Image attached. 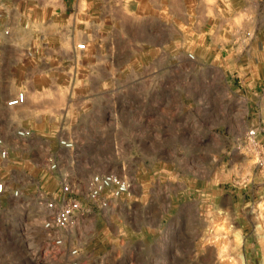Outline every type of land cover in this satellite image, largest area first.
<instances>
[{
    "label": "rangeland",
    "instance_id": "obj_1",
    "mask_svg": "<svg viewBox=\"0 0 264 264\" xmlns=\"http://www.w3.org/2000/svg\"><path fill=\"white\" fill-rule=\"evenodd\" d=\"M26 3L0 0V264H67L70 245L80 264H264V173L243 142L264 110V0H50L47 22ZM108 173L128 197L53 245L44 201Z\"/></svg>",
    "mask_w": 264,
    "mask_h": 264
},
{
    "label": "built area",
    "instance_id": "obj_2",
    "mask_svg": "<svg viewBox=\"0 0 264 264\" xmlns=\"http://www.w3.org/2000/svg\"><path fill=\"white\" fill-rule=\"evenodd\" d=\"M74 49L77 52H85L86 41L75 44ZM25 102L26 95L20 92L6 101V107L18 108ZM14 134L18 139H27L32 137L33 132L27 128H21ZM243 142L249 148L254 171L264 173V110L256 115L255 121L246 130ZM57 144L60 148H73V143L64 139H58ZM8 155L7 149L0 140V158L6 160ZM58 167L57 162L50 161L48 169L53 172ZM130 190L131 185L126 178L112 173L93 174L83 189L74 183L61 182L56 196L47 198L43 205L49 216V220L42 224L44 230L48 232V240L57 247L65 246L66 241L56 234L75 231L84 217L90 216L95 210H107L112 202L122 201L128 197ZM5 192L4 182L0 181V195H4ZM12 194L17 196L19 191L15 190ZM66 252L68 254L67 264H80L78 247L70 245Z\"/></svg>",
    "mask_w": 264,
    "mask_h": 264
},
{
    "label": "crops",
    "instance_id": "obj_3",
    "mask_svg": "<svg viewBox=\"0 0 264 264\" xmlns=\"http://www.w3.org/2000/svg\"><path fill=\"white\" fill-rule=\"evenodd\" d=\"M50 0H27V10H26V12H27V16L28 17H31V14H32V16H35V18L37 17V18H43V20H45L46 22L47 21H50V20H53L54 19V21H56L57 20V18H59L58 16H55L54 18L50 15V16H47L48 15V13H52V11H51V9L49 8V7H47L46 8V5L45 4H47V5H49L47 2H49ZM74 2H76V0H74ZM45 3V4H44ZM43 6H42V5ZM36 6V7H35ZM93 6H89V9H88V12H90V11H92L91 13H95V11H93ZM72 9V12L74 13V12H76V9H74V7H72L71 8ZM46 12V13H45ZM45 13V17H43V14ZM167 13H169V15L170 16H172V13L168 10V8H167ZM5 14V15H4ZM70 15H72V14H70ZM69 15V16H70ZM100 15V14H99ZM34 18V19H35ZM8 19V13L7 12H5L4 11V9H2L1 7H0V30L2 31L3 30V28H4V24L6 23V22H4L3 23V20H7ZM27 19V18H26ZM61 20V17H60V19H59V21ZM106 21V19L105 18H103V19H97V20H95L94 22H93V24L94 25H98V23L99 24H102V25H105L104 24V22ZM96 22H98V23H96ZM15 28V27H14ZM23 29L22 30H24V28H25V26L24 27H22ZM70 28H72V27H70ZM48 30V29H47ZM61 30H64V29H59L58 28V32L59 31H61ZM67 32H68V30H67ZM51 33H53V34H56V30L54 31V32H51ZM14 34L16 35L17 33L16 32H14ZM47 34H49V32H47ZM70 34H71V32H70ZM200 34H203L202 32H200V31H198L197 32V35L198 36H200ZM104 36H106V33H105V31L103 30V28H93L91 31H90V33H88V35H86V44H87V49H86V51L88 50V48H89V46L88 45H90V42H91V44L92 43H94V41L95 40H97V39H100V38H104ZM124 36H127L128 38H129V43H130V45L133 43V45H136V46H138V45H147V44H149V45H151L152 43V41L153 42H158V39H157V37L156 38H154V39H150V38H148V36H143V35H136V36H134V37H131V36H128V34H124ZM90 39V41H88ZM167 39V38H166ZM168 42V41H167ZM166 42V43H167ZM75 46V45H74ZM74 46H73V51H71V52H73V54L74 53H76L77 51H75V49H74ZM29 155L31 156V159H32V157L34 156V153H36V152H34V150H30L29 149ZM59 159L57 158V161H58ZM59 164V163H58ZM95 215H98V213L96 212H94L93 214H91V216H95Z\"/></svg>",
    "mask_w": 264,
    "mask_h": 264
}]
</instances>
